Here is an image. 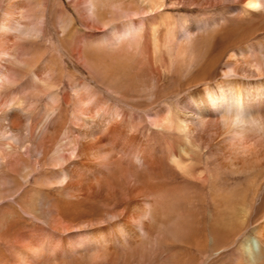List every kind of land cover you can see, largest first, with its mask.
<instances>
[{"label": "rangeland", "instance_id": "374dc122", "mask_svg": "<svg viewBox=\"0 0 264 264\" xmlns=\"http://www.w3.org/2000/svg\"><path fill=\"white\" fill-rule=\"evenodd\" d=\"M72 1L0 0V264H236L264 241V142L231 141L203 94L239 81L251 54L214 46L264 11Z\"/></svg>", "mask_w": 264, "mask_h": 264}, {"label": "bare ground", "instance_id": "6f19581e", "mask_svg": "<svg viewBox=\"0 0 264 264\" xmlns=\"http://www.w3.org/2000/svg\"><path fill=\"white\" fill-rule=\"evenodd\" d=\"M139 1L141 3L146 2L148 4L149 7H147L146 11L144 12L142 11L144 14L146 13L148 15L153 11L160 10L163 6L164 0H139ZM238 1L241 0H237V3ZM242 1H243V6H242L243 8L241 7L240 10L241 15L246 14L247 16H250V15H254L255 13L264 11V0H242ZM88 7L91 6L89 5ZM120 12H121L120 16L122 17H125L127 14L131 13L127 11L124 12L120 11ZM132 14L134 16L136 15L135 12L131 13V15ZM129 20L125 21V25H123L122 29H120L118 33H114L112 39H114L115 42L119 43L120 41L122 42V40L123 41L127 40L126 42H128L129 39L134 40L131 37L133 36L131 35V30L134 28L135 25L132 24L131 21ZM214 20L211 21L213 22ZM211 21H207L206 24H210ZM241 22H243L244 24L241 27H239L240 25H237L235 27L229 26L228 28H226L221 34V40L219 41V43H216L214 46L217 53H222L224 50L232 51L236 48H240L230 52L229 56L234 59L237 56H242L243 58H246L245 54H249V53L251 54L250 55L251 57L248 58L249 60L248 59L244 60L245 66L244 68L243 67L241 68L242 70L241 74L240 75L238 74L241 78L239 79V81H236L237 79L236 76L234 75L235 77L232 78L231 81H229V85H230L229 88L224 87L225 88L224 89L223 86L217 85V87H213L214 89L212 88L206 89L204 91L203 96L208 101L207 102L208 108L211 109L210 107H212V111L221 115L223 123L227 124V127L231 131L230 134L231 141L237 140L241 142L243 149L244 145H247L248 143L253 144L251 141L253 142L257 141V140H252L253 139L252 135L248 134L249 132L251 133V131L254 134L258 135L259 137L258 140H263L264 142V119H263L264 118V41L257 42L256 40L253 43H251L252 45H248V46L246 45L250 40L256 39L259 35L264 34V22L262 23L256 22L252 24L253 21H251L250 19L242 20ZM1 30L4 31L6 30L4 24L0 25V31ZM71 32L72 30L69 29V32L68 33L66 32L65 37L70 38L72 34ZM134 37L136 38V40H138L136 35ZM171 39L172 41H174L173 37H169V41ZM243 44L244 47H241L243 46ZM251 58L253 59L251 60ZM211 64H213L212 61ZM228 77H230V75ZM215 88H217V90ZM199 106L200 104L194 105L195 108ZM250 136L252 137V139H250ZM186 151H188V149L183 147L180 151V156L172 155L170 157L172 164H174L176 168L179 169L180 171L184 170L183 168L185 162L182 160V154L185 155ZM235 230H236L235 228L227 227L224 225L217 227L210 226L209 234L212 235L213 237L218 238L223 243L226 237L235 234L236 232ZM256 233L261 234L259 232ZM262 234L264 235L263 231ZM241 246H242L241 254H239V260L237 258L238 262L236 264H264V241L262 242V240L247 239Z\"/></svg>", "mask_w": 264, "mask_h": 264}]
</instances>
